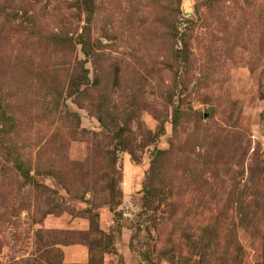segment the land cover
Masks as SVG:
<instances>
[{
  "label": "rangeland",
  "instance_id": "1",
  "mask_svg": "<svg viewBox=\"0 0 264 264\" xmlns=\"http://www.w3.org/2000/svg\"><path fill=\"white\" fill-rule=\"evenodd\" d=\"M0 264H264V0H0Z\"/></svg>",
  "mask_w": 264,
  "mask_h": 264
}]
</instances>
